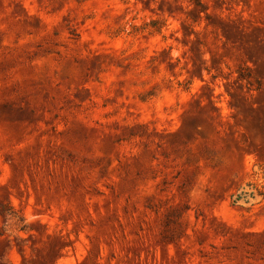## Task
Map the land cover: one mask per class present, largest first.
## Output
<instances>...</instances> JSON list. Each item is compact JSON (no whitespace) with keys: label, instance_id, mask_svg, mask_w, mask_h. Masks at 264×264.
Returning <instances> with one entry per match:
<instances>
[{"label":"rangeland","instance_id":"1","mask_svg":"<svg viewBox=\"0 0 264 264\" xmlns=\"http://www.w3.org/2000/svg\"><path fill=\"white\" fill-rule=\"evenodd\" d=\"M202 2L0 0V264H264V0Z\"/></svg>","mask_w":264,"mask_h":264},{"label":"trees","instance_id":"2","mask_svg":"<svg viewBox=\"0 0 264 264\" xmlns=\"http://www.w3.org/2000/svg\"><path fill=\"white\" fill-rule=\"evenodd\" d=\"M192 1L198 8V12H206L207 8H205L202 0H190ZM247 69L246 67L244 66H241L238 70V73H239V80L240 81H247L249 84H251L252 86L254 85L252 79H251V75L249 73H246L244 70ZM213 79H217V76H213ZM256 90H260V86H258L257 88H255ZM249 90H252V88H249ZM242 196H237V199H240Z\"/></svg>","mask_w":264,"mask_h":264}]
</instances>
